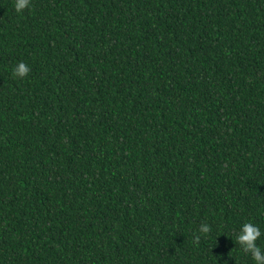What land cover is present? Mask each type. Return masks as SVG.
Returning <instances> with one entry per match:
<instances>
[{
    "label": "trees",
    "instance_id": "16d2710c",
    "mask_svg": "<svg viewBox=\"0 0 264 264\" xmlns=\"http://www.w3.org/2000/svg\"><path fill=\"white\" fill-rule=\"evenodd\" d=\"M14 3L0 264H254L235 237L264 249V0Z\"/></svg>",
    "mask_w": 264,
    "mask_h": 264
},
{
    "label": "clouds",
    "instance_id": "9594fccd",
    "mask_svg": "<svg viewBox=\"0 0 264 264\" xmlns=\"http://www.w3.org/2000/svg\"><path fill=\"white\" fill-rule=\"evenodd\" d=\"M29 4V0H15L14 8L17 12L25 9ZM29 71L28 66L19 62L12 72L15 76L24 77ZM201 233H208L210 231V225L203 223L199 227ZM261 236L260 228L251 223L244 222L240 225L238 232L236 233L235 240L241 246L242 250L249 254L254 264H264V249L258 244L257 240Z\"/></svg>",
    "mask_w": 264,
    "mask_h": 264
},
{
    "label": "rangeland",
    "instance_id": "374dc122",
    "mask_svg": "<svg viewBox=\"0 0 264 264\" xmlns=\"http://www.w3.org/2000/svg\"><path fill=\"white\" fill-rule=\"evenodd\" d=\"M66 186L69 188V190H71L72 192H74L75 194H77L76 191H78V190L75 189L74 186L70 185V184L67 182V179H66Z\"/></svg>",
    "mask_w": 264,
    "mask_h": 264
}]
</instances>
